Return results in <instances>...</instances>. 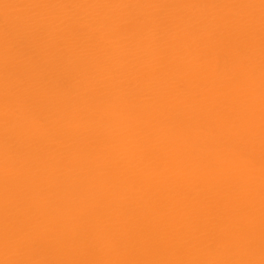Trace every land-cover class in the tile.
Returning <instances> with one entry per match:
<instances>
[{
	"label": "bare ground",
	"instance_id": "1",
	"mask_svg": "<svg viewBox=\"0 0 264 264\" xmlns=\"http://www.w3.org/2000/svg\"><path fill=\"white\" fill-rule=\"evenodd\" d=\"M0 264H264V0H0Z\"/></svg>",
	"mask_w": 264,
	"mask_h": 264
}]
</instances>
